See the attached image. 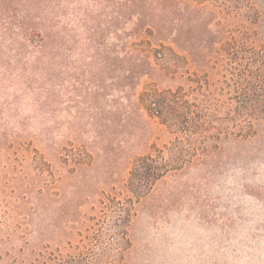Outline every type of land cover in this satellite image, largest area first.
Returning <instances> with one entry per match:
<instances>
[{
    "label": "rangeland",
    "instance_id": "rangeland-1",
    "mask_svg": "<svg viewBox=\"0 0 264 264\" xmlns=\"http://www.w3.org/2000/svg\"><path fill=\"white\" fill-rule=\"evenodd\" d=\"M190 1L51 0L44 7L38 0H0V264L22 245L14 236L7 240L22 222L21 212L7 211V199L17 203L10 188L20 185V195L25 186L7 149L10 139L45 151L51 162L50 146L71 164L82 159L70 182H89L90 194L70 202L69 219L77 226L75 220L101 217L102 243L125 232L123 248L105 253L119 264H264V118L247 138L212 140L215 167L172 170L140 203L119 207L124 200L116 190L132 167L118 158L120 142L142 156L172 137L147 115L139 92L152 82L186 85L190 72L208 69L204 59L237 33L264 44V0ZM30 29L39 35L29 39ZM160 39L180 40V59L159 54ZM86 152L101 156L91 163ZM21 153L33 156L18 148ZM98 190L114 195L104 209ZM48 214L35 215L32 229L48 222ZM65 225L62 219L60 228Z\"/></svg>",
    "mask_w": 264,
    "mask_h": 264
},
{
    "label": "trees",
    "instance_id": "trees-1",
    "mask_svg": "<svg viewBox=\"0 0 264 264\" xmlns=\"http://www.w3.org/2000/svg\"><path fill=\"white\" fill-rule=\"evenodd\" d=\"M38 1L44 7H49L51 0ZM193 2L190 1L192 5ZM27 32L28 38L29 35H39V31L32 29ZM154 45L159 54L161 51H167L171 56L180 59L177 53L183 45L180 40H170L166 43L160 39L156 40ZM219 50L221 52L216 56L204 59L208 69L190 72L186 85L164 88L152 82L139 92L138 102L144 106L147 115L157 118L172 137L162 148L148 145L147 148H153V152L142 156L134 155L132 145L120 142L118 158L123 163L132 164L122 187L118 190L115 184L110 187L122 195L120 199L124 201L120 208L124 207L123 204L127 205L133 201L140 203L156 181L172 170L193 163L206 170L215 167L213 155L218 147L217 144L211 143L212 140L247 138L254 134V122L264 118V44L245 33H237L222 41ZM32 68L36 69V65L30 67V71ZM24 145L18 143L14 146L11 139L7 142V149H12L13 155H16L13 158L14 168L21 172L25 183L23 194L19 195L21 188L18 184L10 188V194L17 201L16 204L10 206L7 199V211L21 212L19 215L22 219L20 224H15L17 230L14 229L15 231L7 235V240L14 236L22 243L16 248L17 253H4L7 263L119 264L118 260L109 258L105 253L113 246L119 245L120 249L123 248V241L127 242L125 232L120 234L121 230H116L117 236L102 243L101 217L87 224L85 216H82L84 219L75 220L77 226L71 224L73 219H69V215L74 213L69 212L72 208L70 202L76 197H82L86 192L88 196L90 194L89 182H70L74 177L72 173L82 171V159L71 164L68 160H62V155L57 149L50 146L48 153L55 154V161L51 162L47 160L45 151L41 152L31 145L26 148L27 145ZM18 148L32 152L33 156L28 153L26 156H23V153L17 155ZM86 155L93 163L101 153H97L95 158L91 153L86 152ZM17 162L20 163L19 166ZM131 182L137 184L133 190L129 186ZM68 188L72 196L67 195ZM97 194L102 197L96 200L103 209L105 204L114 198V195L104 190H98ZM40 212H49V221L46 222V218H43L42 223L36 224L32 229V218ZM62 219L66 223L65 228H60ZM93 219L88 218L90 221ZM120 221L123 220L117 219V222ZM74 235L78 241L73 245ZM70 248L73 249L68 250Z\"/></svg>",
    "mask_w": 264,
    "mask_h": 264
}]
</instances>
